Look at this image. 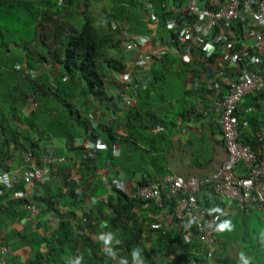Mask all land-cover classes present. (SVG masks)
Here are the masks:
<instances>
[{
  "label": "trees",
  "instance_id": "1",
  "mask_svg": "<svg viewBox=\"0 0 264 264\" xmlns=\"http://www.w3.org/2000/svg\"><path fill=\"white\" fill-rule=\"evenodd\" d=\"M87 1L85 9H81V11L78 8L80 0H77L76 3L73 0H65V6H63V2L60 4L59 1L49 3V5H54L58 8L60 15L65 10L66 13L63 17H67L68 19L58 22L56 17L50 18L46 14L43 15L48 21L46 22V26L50 28V35H47V40L50 41V44L48 45L43 41V45L51 47L50 57H47V54L41 50L44 53L39 58H34V56L23 58L26 59V62H23L20 58L13 59L11 57L13 54L4 56L3 51H0V97H3L4 93L7 96L11 95L10 91L3 92L1 87L4 88L6 86V80L11 76V73L22 71L23 65L30 66L31 59L37 62L38 66H30V68L34 69L33 72L39 71L38 76L36 74L33 75L34 79L31 81L33 87L18 98L22 102L23 107V105H27L30 95H33L36 106L30 109L31 113L29 115H24L21 112L22 108L20 110L10 108L6 113H3V107L0 106L1 168L9 169V166L5 162L7 159L12 160L15 158L16 153L19 155L31 153L36 158L37 166L42 167L44 165V156L50 152L42 141L50 136L52 124L55 126L65 124L66 126H62L58 130H61V135L66 136L70 140L72 137L75 138L74 135H81L91 140L98 138L101 133L106 134L108 145L107 151L102 152L97 150L93 158L88 157L84 148L77 149L73 147L72 153L77 151L73 160L78 167V172L81 173L79 182L83 191L81 194H76L77 185L74 184L75 182H70L67 178L66 183L69 195L66 196L76 200L75 207L78 206V201L85 202L86 199L93 197L98 202L89 212L84 213L83 218H86V222L81 221L79 218L76 222H73L65 214H60L57 210L56 202L51 201L52 198L48 197L46 199V212L42 211L43 215H55L60 219V223L56 230L51 231L50 237L46 241L48 245L47 255L44 258L40 257L35 262L36 264L62 263L64 262V257L72 256V258H75L80 254L84 255V264H104L106 255L100 247L101 242L95 241L93 237V235H99L103 232V228L104 230L107 228L111 232L119 233L118 238L121 244L117 246L118 258L126 257L129 263H131L132 249L144 244V225L134 223L133 226H130L122 218L128 217L134 221V206L148 205L153 213H159L163 208L173 210L176 204L175 199H172L164 201L161 206H157L151 201L134 199L129 194L115 188L110 197L109 194V196L106 195L108 191L105 184L91 187V182L88 183L90 172L97 168V164L101 160L103 163L110 161L114 164L115 162L114 146L116 144V135L114 128L107 124H101V122L95 127L93 121L82 118L81 121H78L81 123L79 124V133L77 127L73 130V124L70 121L68 122V119L73 115L76 116V120L82 116L79 109L81 105L87 106L90 104L92 106L98 103L103 106V101L113 100L112 94L107 89L109 88L108 82L113 73H120V75L125 73V43L133 42V39L129 37L130 34L147 35L149 33L145 21L146 17L150 16L145 15L144 20V15L139 13V7L134 4L130 8L126 0H105L106 7L103 9V15L106 18L103 24H100L99 15L101 11H93L91 13L93 6L89 3V0ZM101 1L104 0H92V2L96 3ZM150 1L154 3L155 14L160 15L167 22L166 17L163 15L161 0ZM12 2L14 0H0L1 23L5 22L2 10L9 6H14ZM71 3H73L74 11L72 7L70 11L67 10ZM141 6L143 8V1H141ZM157 7L160 9L159 13ZM68 12H70V15L66 16ZM6 17L11 18L8 14ZM137 22H140V26ZM234 30L236 31V37H239L240 32L244 31L239 25H235ZM3 47L4 49L6 48L8 53L12 52L7 44H0V48L3 49ZM239 49H241V45L236 44L233 50L236 52ZM29 54H34V51H30ZM216 56L217 54L206 65L207 60L201 61L202 57H196L195 65L206 66L207 71L212 70V67H215L213 62ZM233 71V69L227 70L230 75L233 74ZM50 75L53 77V86L49 85V88L44 84L51 79ZM40 82L42 85H40ZM208 92L211 93V90L204 91V94ZM195 93H201V88L200 90H195ZM257 95L255 97V106L259 108V100H264V90L259 91ZM9 99L7 98V100ZM16 99L11 98V100ZM43 106H48V112L53 111L52 114L42 117V112H38V110ZM135 108H138V106ZM239 108L235 113V119L238 122L240 121ZM151 110H144V112L138 109L130 110L126 117L125 122L127 124L125 125V131L136 142H141L142 138L136 134L140 133V129H144L139 124L146 125L150 122V126H153L155 123H160V125L162 123V119L157 114L151 113ZM184 114H193V110L188 109ZM253 119L254 121H250V123L253 122V133H248L249 135L243 134L241 138L245 144L253 148L259 159H262L260 150L264 148L263 132L260 135H256V133L264 129V121L262 122L256 118ZM56 121L60 123H56ZM239 123L241 126L242 123ZM21 126H27L28 129L23 131L21 130ZM219 130L222 134L221 127H219ZM35 134L38 136V140L35 138ZM146 138L144 137V139ZM54 163L49 164V168ZM141 185L148 184L143 182ZM38 186L40 185L37 184ZM24 188L22 183L19 187H16V189ZM10 192L5 189L3 192V194H8L6 195L9 200L8 206L9 208H17V204L20 202L12 201L10 199ZM102 197L103 199H101ZM201 203L205 207H209V215L217 221V228L224 220H230L231 222L236 220V224L240 225L239 231H235L234 234H229L227 231L221 233L217 230V252L214 257V264H241L240 253L242 252L249 258L250 264H264V221H262L258 213L253 211L247 213L239 209L229 211L226 209L225 202L218 199L212 201L207 197ZM106 207L113 209L112 215L107 218V227L102 222L106 214ZM232 212L236 213L234 218H232ZM76 216L74 214L73 218ZM41 222L44 221L41 220ZM81 232L83 233L81 234ZM158 233V241L165 256L173 255L182 264H202L204 262L205 247L200 241L195 226L191 223L182 222L170 232L162 233V231H158ZM186 234H191L193 236L192 240L186 241ZM233 254L237 256L234 257Z\"/></svg>",
  "mask_w": 264,
  "mask_h": 264
},
{
  "label": "crops",
  "instance_id": "2",
  "mask_svg": "<svg viewBox=\"0 0 264 264\" xmlns=\"http://www.w3.org/2000/svg\"><path fill=\"white\" fill-rule=\"evenodd\" d=\"M73 1L76 3L77 0ZM141 1L126 0L130 8L134 4L139 7L140 12H138L144 15L145 20L147 14L141 6ZM105 2V0L99 2L100 7L103 5L99 15L100 24H103L106 18L103 15V9L106 7ZM72 4L67 9L68 11L71 10V7L73 9ZM80 5L86 6V3H82L80 0L78 6ZM69 13L66 16H69ZM156 18L157 20L153 17H146L145 23L149 30L147 35H129L133 41L135 38H140L144 42L143 46L133 47V54L125 55V68L132 76L133 83L131 85L124 84L125 75L113 73L108 82L109 88H107L112 94L113 100L103 101V106L98 103L92 106L90 104L81 105L79 109L82 116L77 120L75 115L68 119V122L73 124V130L77 127L79 133V124L81 123L78 121H81L82 118L93 121L95 127L101 122V124H107L114 128L116 135L115 162L114 164L110 161L103 163L101 160L97 164V168L90 172L88 182H91V187L105 184L108 191L106 195L113 193L114 188L130 194L134 189L142 186L141 183L145 182L149 185L160 181L167 175H175L184 179L211 177L228 157L219 130L220 114L214 108L212 99V96L223 93V89L218 86L217 73L209 74L206 66L195 65L197 58L191 59V55L172 53L170 48L173 43L164 40L169 38L173 31L169 29L168 23L160 15H156ZM60 20V17H57V21ZM137 24L140 26V22ZM202 60L204 61V59ZM221 61L222 59L217 57L214 59V64ZM234 73L235 71H233ZM211 76L213 77L211 78ZM177 79H181V83H176ZM195 82L198 84V89L194 86ZM200 88L201 93H195V90H200ZM208 90H211V93L204 94V91ZM257 96L256 92H253L240 104L241 136L253 133V122L250 123V121H254L253 118L264 121V100H259L260 107H256L255 97ZM0 106L3 107V113L10 109L7 104ZM26 106L23 105L21 112L27 116L31 112L24 111ZM136 106L138 108H135ZM134 109L142 112L152 109L151 113L157 114L162 119L161 125L155 123L150 126V122L146 125L139 124L144 127V129H140V133L136 134L142 138L141 142H136L125 131L126 117L130 110ZM188 109H192L193 114H184ZM56 123L60 122L56 121ZM136 123L138 122L136 121ZM62 126L66 125L62 124ZM62 126L52 124L50 136L42 141L57 161L51 168L48 167L45 184L38 187L36 184L30 191L42 211L46 212V199L51 197V201L56 202L60 214H65L73 222H76L78 218L86 222V218H83L84 213L89 212L98 201L93 197L86 199L85 202L78 201V206L75 207L76 200L66 196L69 195L66 179L73 182L72 177L77 176L80 180L81 174L73 160L77 151L72 153V149L73 147L77 149L82 147L84 151H87V147L94 146L102 152L107 151L106 134L101 133L98 138L91 140L81 135H74L75 138L72 137L70 140L61 135V130H58ZM27 129V126H21V130L26 131ZM261 133L264 137V129L256 135ZM144 137L147 138L144 139ZM35 138L39 139L37 135ZM260 154L264 164V148L260 150ZM5 164L9 166L10 170L28 168L24 167L22 155L17 153L15 158L7 159ZM1 170L0 167V172ZM44 187L45 189H43ZM78 189L83 190L80 187V182L77 185L76 194H79ZM6 195L8 194H3L0 189V246L9 249L5 259L8 264H36L35 262L40 257L44 258L47 255L46 241L49 239L51 231L56 230L59 224L50 227L44 222L35 224L28 221L22 204H17V208H9V200ZM105 213L102 222L107 227V218L112 215L113 209L106 207ZM133 213L134 221L128 217H123L122 220L129 223L130 226H133L134 223L144 225V244L139 248L145 264H182L177 257L165 256L162 252L158 241V231L161 230L157 228L156 224L158 213H153L148 205L134 206ZM74 214L77 216L73 218ZM232 214V218H234L236 213L232 212ZM109 231V229L105 228L104 230L103 228V232ZM114 233L118 238L119 233ZM93 237L95 241L98 240V235H93ZM192 238L191 234L185 235L186 241L192 240ZM100 247L103 250L102 243ZM233 256L237 255L233 254ZM63 259L62 263L51 262L49 264H66L69 259H72V256H66ZM104 261V264H116L108 256Z\"/></svg>",
  "mask_w": 264,
  "mask_h": 264
},
{
  "label": "built area",
  "instance_id": "3",
  "mask_svg": "<svg viewBox=\"0 0 264 264\" xmlns=\"http://www.w3.org/2000/svg\"><path fill=\"white\" fill-rule=\"evenodd\" d=\"M161 7L169 29L173 31L164 40L173 43L172 53L191 55V59L202 57L207 62L216 54L214 58L222 59L218 64L213 62L215 67L208 72L217 73L218 86L223 89L222 94L211 96L214 108L220 114L219 124L228 157L211 177L184 179L167 175L158 182L137 187L129 195L157 206L175 199L173 210L163 208L157 214V228L167 233L182 222L191 223L205 247L202 264H214L217 221L209 215V207L201 203L206 197L225 202L229 211L256 212L264 221V164L253 148L243 142L240 123L235 119L243 99L264 90V0H161ZM143 9L157 20L152 1L144 0ZM235 25L244 30L239 37H236ZM236 44H240L241 49L234 52ZM143 45L142 39L135 38L132 44L125 43L124 53L133 54V47ZM228 69L235 73L230 75ZM124 75V84L131 85L133 78L128 70ZM197 85L195 82L198 89ZM35 106L36 103L31 102L28 109ZM97 150L94 146L87 147L88 157H95ZM22 161L27 169L2 168L0 187L11 191L12 201L22 204L28 221L37 224L43 220L47 226H57L60 219L52 214L43 215L30 191L36 184H45L49 164L57 160L49 152L43 158L42 167L37 166L31 153H23ZM72 181L79 184L77 176L72 177ZM21 183L25 188L16 189ZM82 191L78 189L80 194ZM8 253L7 247L0 246V264H8L5 259Z\"/></svg>",
  "mask_w": 264,
  "mask_h": 264
},
{
  "label": "rangeland",
  "instance_id": "4",
  "mask_svg": "<svg viewBox=\"0 0 264 264\" xmlns=\"http://www.w3.org/2000/svg\"><path fill=\"white\" fill-rule=\"evenodd\" d=\"M64 5L65 0H14L12 4L14 6H9L6 9L2 10V15L4 17L5 22H0V44H7L9 46L11 53L6 51V48H0V51H3L4 56H10L13 59L20 58L23 62H26V59L34 56V58H39L42 53H46L47 57H50V48L46 45H43V41H45L48 45L50 41H48V36L50 35V28L46 26L47 19L44 14L52 17H60L61 20H68L67 17H63L64 13L59 14L58 8L56 6L49 5L50 2L56 3L58 2ZM141 1V0H137ZM82 3H88L87 0H81ZM89 3L93 6L92 12L99 11L103 8V5L100 7V3L92 2L89 0ZM106 5V2L104 3ZM60 7V6H59ZM69 8V7H68ZM79 10L84 9V5L78 6ZM157 11L159 13L160 9L157 7ZM10 15L11 18L6 17ZM145 25V24H144ZM45 32V33H44ZM48 35V36H47ZM27 46V47H26ZM25 48V49H23ZM43 50L44 52H41ZM30 51H34V54H29ZM27 64V63H25ZM38 63L33 59L30 60V66L36 67ZM30 66H24L23 70L18 73H11L8 80H6V86L1 89L5 92L10 91L11 95L7 96L5 93L3 97H0V105L7 104L9 108H15L20 110L22 108V102L18 100L23 93H27L31 87V81L34 79L33 75H39V71L33 72V68ZM7 74V73H6ZM48 76V75H47ZM51 77V75H50ZM53 77L44 85L53 86ZM176 83H181V79H177ZM40 85L42 83L40 82ZM50 88V87H49ZM10 97V99H9ZM7 98L9 100H7ZM11 98L16 100H11ZM38 112H42L41 116L46 117L52 114L53 111L48 112V106L41 107ZM233 230L227 231V233H233L235 231H239L240 225L236 224V220L232 221Z\"/></svg>",
  "mask_w": 264,
  "mask_h": 264
},
{
  "label": "clouds",
  "instance_id": "5",
  "mask_svg": "<svg viewBox=\"0 0 264 264\" xmlns=\"http://www.w3.org/2000/svg\"><path fill=\"white\" fill-rule=\"evenodd\" d=\"M28 100L27 106L24 109L25 112L30 111L28 107L30 106L31 102H34L35 99L33 95H30ZM0 189H2L4 192L3 187H0ZM233 227L234 226L230 220H224L218 225L217 230L223 233L225 231H232ZM97 239L103 244V251L105 255L111 260L115 261L116 264H129V260L126 257L118 258L117 246L121 244V241L117 238L114 232H101ZM240 262L241 264H250L249 258L243 252L240 253ZM66 264H84V255L80 254L75 258L69 259ZM131 264H145L144 258L141 254V249L139 247L133 248L131 251Z\"/></svg>",
  "mask_w": 264,
  "mask_h": 264
},
{
  "label": "water",
  "instance_id": "6",
  "mask_svg": "<svg viewBox=\"0 0 264 264\" xmlns=\"http://www.w3.org/2000/svg\"><path fill=\"white\" fill-rule=\"evenodd\" d=\"M263 41H264V39H263Z\"/></svg>",
  "mask_w": 264,
  "mask_h": 264
}]
</instances>
